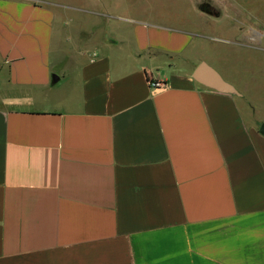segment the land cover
Returning a JSON list of instances; mask_svg holds the SVG:
<instances>
[{
    "label": "crops",
    "instance_id": "obj_1",
    "mask_svg": "<svg viewBox=\"0 0 264 264\" xmlns=\"http://www.w3.org/2000/svg\"><path fill=\"white\" fill-rule=\"evenodd\" d=\"M122 8L0 0V264H264L247 91L200 26Z\"/></svg>",
    "mask_w": 264,
    "mask_h": 264
},
{
    "label": "rangeland",
    "instance_id": "obj_2",
    "mask_svg": "<svg viewBox=\"0 0 264 264\" xmlns=\"http://www.w3.org/2000/svg\"><path fill=\"white\" fill-rule=\"evenodd\" d=\"M64 1L118 5L123 7L121 14L130 8L133 15L142 11L139 13L143 18L166 26L190 28L198 33L202 29L206 34H201L212 41L204 54L232 84L247 91L242 104L247 118L252 114L260 126L264 124V0Z\"/></svg>",
    "mask_w": 264,
    "mask_h": 264
},
{
    "label": "water",
    "instance_id": "obj_3",
    "mask_svg": "<svg viewBox=\"0 0 264 264\" xmlns=\"http://www.w3.org/2000/svg\"><path fill=\"white\" fill-rule=\"evenodd\" d=\"M206 13L210 15H214L216 17H219V13H211L207 10H205ZM195 78L203 83L204 85L215 89L217 91L223 92V93H233L235 92V89L232 85L225 82L221 75L212 67H210L207 63L203 62L201 63L196 72H195ZM54 80H57V77H54ZM260 133L264 136V124L260 127Z\"/></svg>",
    "mask_w": 264,
    "mask_h": 264
},
{
    "label": "built area",
    "instance_id": "obj_4",
    "mask_svg": "<svg viewBox=\"0 0 264 264\" xmlns=\"http://www.w3.org/2000/svg\"><path fill=\"white\" fill-rule=\"evenodd\" d=\"M151 86L155 88H159V87H162L163 84L161 82H158V83H152Z\"/></svg>",
    "mask_w": 264,
    "mask_h": 264
}]
</instances>
